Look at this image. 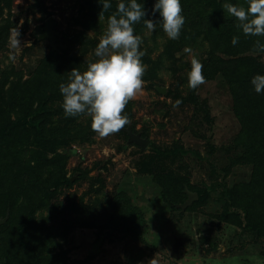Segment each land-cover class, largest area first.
Returning a JSON list of instances; mask_svg holds the SVG:
<instances>
[{"label":"rangeland","instance_id":"374dc122","mask_svg":"<svg viewBox=\"0 0 264 264\" xmlns=\"http://www.w3.org/2000/svg\"><path fill=\"white\" fill-rule=\"evenodd\" d=\"M118 2L103 10V0H0V220L12 202L29 208V226L46 216L55 226L38 251L11 221L0 229V264H46L51 254L65 264H264V169L255 159L264 120L249 118L254 74L239 66L264 65L257 37L236 28L225 0H181L175 40L159 25H134L144 84L122 113L129 122L101 137L86 113L65 116L59 84L97 59ZM139 2L159 19L154 0ZM47 18L55 49L39 37ZM14 28L21 45L9 49ZM212 32L226 35L217 43ZM193 56L205 77L196 89L187 82ZM128 126L148 140L144 148L129 141ZM188 192L197 198L185 205Z\"/></svg>","mask_w":264,"mask_h":264},{"label":"clouds","instance_id":"9594fccd","mask_svg":"<svg viewBox=\"0 0 264 264\" xmlns=\"http://www.w3.org/2000/svg\"><path fill=\"white\" fill-rule=\"evenodd\" d=\"M112 7L111 0H103L102 9ZM223 10L235 18L236 28L246 37H264V0H246V6L225 0ZM159 14V19L146 18L148 10L139 0H119L115 11L107 18V27L94 49V62H89L85 71L72 68L67 82L59 84L62 96L61 107L66 117L86 113L91 118V129L101 137L120 131L128 117L122 115L125 106L142 90L145 72L140 49L142 39L134 35V25L143 22L149 31L159 25L169 39L180 36L185 23L181 0H154L151 15ZM102 15V13L100 14ZM20 32L14 28L8 39L9 49L20 47ZM233 46L239 43V36H233ZM258 53H264V43L255 41ZM188 54L191 48H185ZM15 54L9 52L8 60L14 62ZM187 73L188 87L196 89L205 83L203 64L195 56L191 58ZM250 84L260 94L264 92V75L256 74ZM180 101L176 102L178 106Z\"/></svg>","mask_w":264,"mask_h":264},{"label":"trees","instance_id":"16d2710c","mask_svg":"<svg viewBox=\"0 0 264 264\" xmlns=\"http://www.w3.org/2000/svg\"><path fill=\"white\" fill-rule=\"evenodd\" d=\"M233 20V19H232ZM223 36V38L217 34H214L213 32L212 33H208V40L209 41H217V43L219 42V39H224L225 38V35L226 34H221ZM257 40H260L262 43H264V37H257ZM240 68L244 71V72H247V71H250L253 69V74L256 75V74H261V75H264V65L262 63H256V64H253L252 67H247L243 64H239ZM242 79V78H241ZM243 81V80H242ZM244 84H246L244 81H243ZM253 117V120H256V119H259V120H264V92L263 94H256V96H254L252 98V107H251V111L249 112V118ZM258 133H259V130H258ZM262 134H263V137L260 133V138L262 139L263 141V144H262V151L260 153V150H258V153L257 155L255 156V159H260L262 158L261 160L263 161V163L260 161L259 163V167L261 169H264V131H262ZM261 178L259 179V181L264 180V173L261 174ZM68 181V180H67ZM15 182V178H13V183ZM24 182V183H22ZM70 182V181H68ZM20 183L24 184V185H27L25 184V181L20 180ZM12 186V185H11ZM264 187V185H263ZM27 189V188H25ZM11 205H14L12 202L9 204V202L7 203V206L4 207L7 208L9 210V217L7 218V220L3 223V224H0V229H5V227L12 221V222H15L14 224H16L17 226V231H16V234L17 235V238L21 237L22 241L24 243H28L27 246L28 247H34L36 250L39 251V247H40V251L42 249H45V248H48L45 240L48 239V238H53V229H54V223L52 224V226H49L51 228H47V221L51 218V216H46V218H41L40 221L38 222H34L35 219L33 218V213H31L30 217H29V220H33L34 222V225L33 226H29L28 224H26V219H27V216L22 218V215H24L25 213H27L29 211V208L27 207H20V209L16 210V209H11ZM14 207V206H13ZM114 208H115V205H114ZM12 210V212H11ZM58 211V210H57ZM55 215V214H54ZM37 223V224H36ZM65 222L62 221L61 224L59 225L62 226ZM38 225L37 228H35L36 226ZM19 230V231H18ZM66 234L65 231H62ZM33 233L35 234L34 235V238L29 241V239H31ZM64 235V234H63ZM22 242V243H23ZM15 243V242H13ZM42 253V252H41ZM59 255H54V254H51V256H49L46 260H44V262L46 264H65V262L63 261H60V257H58Z\"/></svg>","mask_w":264,"mask_h":264},{"label":"water","instance_id":"95a60500","mask_svg":"<svg viewBox=\"0 0 264 264\" xmlns=\"http://www.w3.org/2000/svg\"><path fill=\"white\" fill-rule=\"evenodd\" d=\"M53 26H54V21L51 18H47L46 21H45V24H44L43 33L39 37L43 38V39H47L49 41L50 47L52 49H55L56 32L54 31ZM162 92H164V91L162 90ZM123 130L128 135V139H129L130 142L131 141L135 142L141 148H144L145 145H147L148 140L147 139H142L139 134H133L132 131H131V128L129 126L127 128H125V129H123ZM195 198H197L196 194L188 192V198H187V201H186L185 205L190 203ZM5 220L6 219L0 220V224L3 223ZM97 244L94 246V248L92 250L93 253L97 252Z\"/></svg>","mask_w":264,"mask_h":264}]
</instances>
